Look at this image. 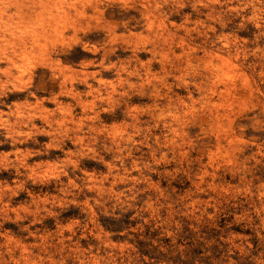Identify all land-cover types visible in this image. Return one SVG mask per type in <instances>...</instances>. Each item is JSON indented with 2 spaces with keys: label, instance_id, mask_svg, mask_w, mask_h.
<instances>
[{
  "label": "rangeland",
  "instance_id": "1",
  "mask_svg": "<svg viewBox=\"0 0 264 264\" xmlns=\"http://www.w3.org/2000/svg\"><path fill=\"white\" fill-rule=\"evenodd\" d=\"M0 264H264V0H0Z\"/></svg>",
  "mask_w": 264,
  "mask_h": 264
}]
</instances>
